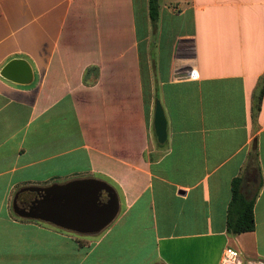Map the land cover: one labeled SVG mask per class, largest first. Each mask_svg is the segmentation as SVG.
<instances>
[{
	"label": "crops",
	"instance_id": "crops-1",
	"mask_svg": "<svg viewBox=\"0 0 264 264\" xmlns=\"http://www.w3.org/2000/svg\"><path fill=\"white\" fill-rule=\"evenodd\" d=\"M158 2L152 26L148 0H0V71L20 58L32 73L0 75V264H129L122 229L144 221L154 248L134 264H218L226 246L264 262V0ZM83 178L118 194L116 259L105 236L13 212L24 187ZM234 182L255 227L231 235Z\"/></svg>",
	"mask_w": 264,
	"mask_h": 264
},
{
	"label": "water",
	"instance_id": "water-1",
	"mask_svg": "<svg viewBox=\"0 0 264 264\" xmlns=\"http://www.w3.org/2000/svg\"><path fill=\"white\" fill-rule=\"evenodd\" d=\"M0 75L12 82L29 84L32 73L24 59L8 61ZM154 133L159 143H164L167 135L166 118L159 100L155 101ZM70 192L71 217L62 225L65 217L61 214L65 196L61 191ZM34 193L32 199L22 201L20 195ZM12 209L19 217L50 221L78 234L93 235L101 232L116 218L119 198L116 190L107 182L96 178L72 180L66 185L49 187L29 186L20 189L13 198Z\"/></svg>",
	"mask_w": 264,
	"mask_h": 264
},
{
	"label": "rangeland",
	"instance_id": "rangeland-1",
	"mask_svg": "<svg viewBox=\"0 0 264 264\" xmlns=\"http://www.w3.org/2000/svg\"><path fill=\"white\" fill-rule=\"evenodd\" d=\"M123 207H120L122 209ZM120 212L118 213V216L111 222L110 225H108L105 229H103L101 232L94 234V239L103 238L102 244L99 247V250L102 252V254L114 256L116 259V219L119 217ZM126 222L124 223L125 226ZM150 222L144 221L141 222V227H138L137 225L134 226H126L122 229V231L125 233L126 239L129 241V247L130 249L134 248V246H137V255L136 258H130V261H128L129 264L139 263L141 255L149 254L153 251L154 244H153V236L152 232L149 229ZM143 236V237H140ZM107 259L111 257H106ZM104 264H112V260L104 261Z\"/></svg>",
	"mask_w": 264,
	"mask_h": 264
},
{
	"label": "trees",
	"instance_id": "trees-1",
	"mask_svg": "<svg viewBox=\"0 0 264 264\" xmlns=\"http://www.w3.org/2000/svg\"><path fill=\"white\" fill-rule=\"evenodd\" d=\"M148 13L152 26H155V23L158 20L159 16V2L158 0H148ZM262 88L258 94V100L261 101L262 97ZM232 203H240V209L238 211V215L234 218H231L227 221V232L231 235H236L242 232L252 231L255 227L254 214H253V206L254 200H243L242 197L238 193V189L236 187V182H234L233 186V195H232Z\"/></svg>",
	"mask_w": 264,
	"mask_h": 264
},
{
	"label": "built area",
	"instance_id": "built-area-1",
	"mask_svg": "<svg viewBox=\"0 0 264 264\" xmlns=\"http://www.w3.org/2000/svg\"><path fill=\"white\" fill-rule=\"evenodd\" d=\"M184 77L195 78L197 77V73L194 69H191L188 72H176V79ZM218 264H264V262L259 259H248L244 262L242 260V253L238 249L232 246H226Z\"/></svg>",
	"mask_w": 264,
	"mask_h": 264
}]
</instances>
